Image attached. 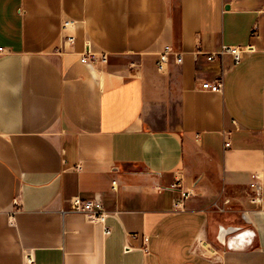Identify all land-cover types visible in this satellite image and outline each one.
I'll return each mask as SVG.
<instances>
[{
  "label": "crops",
  "instance_id": "0c3cea01",
  "mask_svg": "<svg viewBox=\"0 0 264 264\" xmlns=\"http://www.w3.org/2000/svg\"><path fill=\"white\" fill-rule=\"evenodd\" d=\"M0 47V264H264V0H0Z\"/></svg>",
  "mask_w": 264,
  "mask_h": 264
},
{
  "label": "built area",
  "instance_id": "2783aa9c",
  "mask_svg": "<svg viewBox=\"0 0 264 264\" xmlns=\"http://www.w3.org/2000/svg\"><path fill=\"white\" fill-rule=\"evenodd\" d=\"M74 21L67 20L63 24L64 30H70L74 28ZM75 36L69 35L67 36V41L70 44L75 43ZM254 47L251 45L247 46H229L222 45L218 52L208 54L207 59L209 61H214L217 57H225L231 56L233 58L234 64L238 65L242 62L244 54L252 52ZM6 50L4 47H0V56L4 55ZM172 58L177 64H182L183 55L175 50V48L171 45H168L164 48L159 56V60L157 63V68L160 73L166 74L169 70L170 63ZM109 61L108 55L103 54L101 56H97L96 54H92L87 52L82 57V62L87 64L88 66L94 67L96 64H107ZM223 80L216 79L215 81H206L203 83V89L209 90L211 92H221L223 90ZM230 143H226V147H229ZM175 187V186H173ZM113 188L116 189V182H113ZM257 199L261 198V186L256 185ZM191 196V193L183 192L181 195V199L175 202V206H180L183 204ZM19 203L16 202V207H19ZM70 211L78 214H83L87 220L92 223L106 224L107 219L109 217L108 211L105 209L101 199L99 197H94L90 199H83L80 196H74L70 200ZM107 234H110V230H106ZM27 263L34 264L35 259L31 254L27 255Z\"/></svg>",
  "mask_w": 264,
  "mask_h": 264
},
{
  "label": "water",
  "instance_id": "95a60500",
  "mask_svg": "<svg viewBox=\"0 0 264 264\" xmlns=\"http://www.w3.org/2000/svg\"><path fill=\"white\" fill-rule=\"evenodd\" d=\"M240 228H230V229H222V232H221V236L223 238L222 242H224V239H225V236L228 235V234H232V233H235L236 231H238Z\"/></svg>",
  "mask_w": 264,
  "mask_h": 264
}]
</instances>
